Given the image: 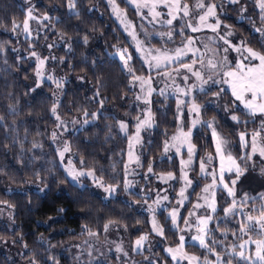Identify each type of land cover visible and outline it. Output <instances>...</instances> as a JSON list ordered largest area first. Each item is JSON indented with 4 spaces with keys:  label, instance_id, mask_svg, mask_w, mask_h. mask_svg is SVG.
I'll return each mask as SVG.
<instances>
[{
    "label": "trees",
    "instance_id": "1",
    "mask_svg": "<svg viewBox=\"0 0 264 264\" xmlns=\"http://www.w3.org/2000/svg\"><path fill=\"white\" fill-rule=\"evenodd\" d=\"M116 1L133 13L124 0ZM67 3L68 0H38L34 5V15L42 17L47 14L49 17L40 25L45 41L56 42L51 47L55 59H50V63L55 62L53 66L61 69L63 76L83 77V84L71 79L60 88L57 114L65 121L74 117L93 120L87 127L69 129L63 140L70 148L77 167L94 169L96 178L102 180L104 186H121L127 137L134 130L139 108L133 101L132 75L123 62L110 54L117 49H127L128 55L132 56L129 66L135 75L147 76L149 73L110 16L104 0H76L74 10H69ZM25 18L22 0H0V47L3 48L0 52V117H3L0 120V207L10 213L8 225L0 222V243H11L18 251L16 261H10L0 251V264H21L33 260L36 264H71L65 252H52L55 243L61 240L79 243L90 237L89 230L102 240L106 234L104 224L109 220L116 221L125 236L132 240L143 233L150 234L148 217L129 200L137 198L136 194L128 193L123 197L118 192L104 198L93 193L88 186L79 187L64 174L51 139L56 127L50 111L55 103L52 97L54 84L43 81L37 88L32 84L36 66L29 55L34 51L32 45L36 50L40 47L33 39L24 37ZM13 20L21 26L16 33L11 31ZM224 20L249 47L258 51L264 48V32H253L244 21ZM97 90L98 97L95 96ZM101 99L104 100L103 107L99 102ZM227 103L230 104V100ZM85 110L87 116L84 115ZM150 111L154 127L143 137L141 169L151 165L153 174L172 172L176 190L179 184L178 160L175 156H163L165 140L176 130L174 101L154 96ZM92 113L97 114L95 118ZM207 114L218 118L222 133L255 129L254 122L249 121L243 126L234 125L230 131L228 127L231 125L223 121L217 111L209 109ZM119 119L127 124L125 134L121 133ZM192 142L198 154L212 151L205 127L194 132ZM34 144L38 147L34 148ZM196 191L197 186L193 192ZM192 199L193 195L186 207ZM258 202L264 204L260 198L255 200ZM215 219L210 226L208 242L221 254L229 249V244L236 247V243L245 236L238 231L242 217H225L219 211ZM158 220L164 229V243L175 244L177 232L164 211L158 214ZM187 249L200 252L189 244ZM224 256L223 261L243 264L235 257Z\"/></svg>",
    "mask_w": 264,
    "mask_h": 264
},
{
    "label": "rangeland",
    "instance_id": "2",
    "mask_svg": "<svg viewBox=\"0 0 264 264\" xmlns=\"http://www.w3.org/2000/svg\"><path fill=\"white\" fill-rule=\"evenodd\" d=\"M38 0H22L23 4L25 5V11L26 16L29 8L33 9V16H35L37 19L31 20L29 22L30 24V30L31 35L28 36L24 33V37L28 39H33L38 44V50L35 49L34 45H32V49H34L33 52H36L41 58L43 57H52L53 53L51 50L52 46H55L56 42L48 43L45 41V36L42 34V27L40 26L42 21H44L43 17H38L34 15V5ZM110 16L114 19L117 26L121 29V31L124 33V35L127 38V41L130 45V47L134 50L135 54L140 58L141 63L145 67V69L148 71L147 76H142L145 79H147L149 76L152 77V84L151 87L155 89V91L151 94L150 97L147 96V89L148 85H144V91H141L140 82L134 81L132 77V89H133V101L135 105L139 108V117L144 118L145 112H147L150 109V104L144 103V99H150L154 96H157L158 98L168 97L173 99L174 101V111H175V120H176V130L175 132L168 137L165 141H168L171 145L172 140L171 138L177 134L178 126H182L184 131L187 132L189 129H191V138L190 142H192V137L194 132L197 129H201L203 127L206 128L207 134L209 135L211 139V146L212 151L211 152H205L202 154H198V151L195 147V155L192 158V163L187 168H185V171L188 172L189 179L192 180V184L185 187L186 182L181 179V160H188V151H187V145H184V147L181 148L180 153L178 154L175 147H170L168 152H165L163 149V156L170 158L171 156H175L178 160L179 165V175H178V181L179 184L174 190V182L175 179L167 180V182H164L161 180V176H166L167 173H160V174H153L152 172L148 171V168L142 170L141 169V159H140V151L141 146L143 143V137L145 134L151 131V129L154 127V121L152 117V127H145L141 129L140 132V140L139 143L133 142L132 151L134 155L139 157V164L133 162L129 165L128 174H127V180L132 182L133 188L131 189V192L137 193V198H130L129 200L132 202V204L135 206V208L139 211H143L147 214L148 217V223H149V229L150 234L143 233L141 235H147V240L144 243V248L140 251H133L134 243L137 238L135 239H129L125 236V233L123 229L114 224L110 226L109 230L106 232L104 238L102 240H98L95 236L87 237L85 240L79 242V243H67L64 241H59L58 243H55L54 247L51 249L53 253L58 254V252H65L67 258L71 261V264H97V263H103V264H149L148 260H145V257H148L149 260L155 261L156 264H172L171 256L164 251L167 247H177L180 243L179 237L180 235L185 236L186 238V245H185V251L191 255L199 256L201 257V264H203V257L207 256L210 261H215L216 257L212 255L210 252H208L206 249L200 247L198 241H192L191 237L193 235H197V228L199 227L197 220L199 217L212 215L213 219L209 222L208 229L210 231V226L212 221L216 220L215 216L219 211L224 214V208L228 207L233 200V197H230L228 195L227 190L223 187V185H217L215 188V194L213 197V192L210 189L208 193H204L203 189L206 185H210L212 183L213 177L210 175H204L200 171V162L202 159H207L209 155H211L212 160L211 163L207 164V170L209 172L215 170L216 171V178L217 181L219 180V169L221 166V162L219 157L216 155V149H215V141L213 138V129L209 128L207 126L208 121L213 122V127L216 129L217 133H219L226 141V155L231 154L237 161V164H239L242 168L246 167L247 170L244 172V174L240 177L238 180L236 186H235V199L237 203V211H240V208L243 207L241 205V200L244 197L245 193H247L248 197L250 198H260L261 194H264V174H261V169L264 168V159H262L259 155V152L257 151L255 154L252 155L251 160H242L241 157H244L246 153H251V134L254 130H258L261 128V121L264 120V116H251L247 109L244 108L242 104H240L239 101H235L234 97L231 95L230 89L227 88V85H212L209 83L208 85H205V89L211 88V91H208L207 94L205 92L199 91V89H196L194 92L196 101L202 105L201 115H200V121L201 123L196 124L194 127L192 125V119L194 117L188 115V108L187 106H181V111L183 112V116L178 120V116H180V112L177 111V99H191V97H183L178 92H176V85H180L181 87H184V82L181 78V76L176 75L173 73V75L176 77L175 83H173L172 79H165L163 76H158L156 72L148 67V65L145 63V60H150L151 56L149 53H152L154 49H161V50H168V51H174L177 47H182V42H186L188 37H192L195 39L196 43L193 45V47L199 48L200 52L197 54L198 56H204L205 57V64L207 63L208 58H216V59H222L224 53L221 51L223 47H227V45L223 44V41L220 40V35H223L227 31H232L233 35L231 37H228V39L232 40L233 43H239V41L243 40L245 41L241 36H239L236 31L227 23L224 19L226 18H233L235 21H244L246 24H248L252 31L255 33H263L260 31H256L257 28H264V21L261 20L262 11L260 7L258 6V0H237L236 3H232L231 0H217L214 4H216L218 7L216 9L217 12V18L221 21V27L218 29V32H212L208 28H202L201 31L198 32H192L190 28H188L186 25L191 22L193 24H198V17L199 15L203 14L206 9L200 10L196 9L194 6L197 3V0H181L182 3H188L190 6H192V14L190 17H184L183 19H176L173 20L172 25H168L164 21L167 19H170L171 16L168 14V9L163 7L162 5L157 8V11L161 12V16L153 19L151 15L148 14V9H140L141 14H137V9L134 4L128 3L127 0H124L129 8L133 11V13H129L125 8L121 7L119 3L115 0L116 4L119 6V8L122 10V15L120 18L117 17V14H115L112 10V5L109 3V0H104ZM206 4H213L210 0H205ZM174 15L183 16V13H175ZM209 23H214V18H210ZM224 25H227L228 27L225 28ZM183 28L184 35H179V32ZM173 32V36L171 39L168 38L166 33L169 31ZM134 32L136 36V40L133 39V36L130 34ZM165 35H161V34ZM137 40L140 41V47L141 51H137ZM51 45V47H49ZM207 45V48L204 46ZM248 46V45H247ZM249 47V46H248ZM42 50L40 52L39 50ZM118 50V49H117ZM117 50H115L110 55L116 57L118 60L123 62L120 59V56L117 54ZM123 50V49H120ZM40 53L44 54L43 56L40 55ZM217 53V55L214 57L213 54ZM154 54V53H153ZM126 56L128 53L125 54ZM238 53L234 51H229L228 56L230 60H235ZM31 58V61L35 63V66L37 68L38 61L35 57H33L31 54L29 55ZM190 56L184 57L185 62H190ZM48 59L44 66V74L52 75L55 80L63 79V84L71 79H74L79 84H83V79H80L81 77H71V76H63L61 69L56 68L55 62L50 63ZM49 63V65H46ZM50 67V69H48ZM197 68H200V65H196ZM205 72L206 77L210 70L207 68L201 69ZM205 77V78H206ZM43 81L50 82L54 84V90L52 92V97L55 100V103H57L59 98V90L60 88L56 87V84L52 80L44 79ZM37 82L38 78L36 76V70L32 78V84L34 88H37ZM192 83H199L195 80V77H192L189 80V84ZM220 87H224L226 89L225 93H222L219 98L214 97L213 93L218 91ZM161 90H163V94H161ZM140 95L142 97L141 100L137 99V96ZM228 100H230V104H228ZM227 106V111L225 110V107ZM209 109L217 111V113L220 114L223 121L227 122L231 126L228 127L230 131L234 129V125L238 124L243 126L245 122H254L255 129L253 130H244L240 129V131H237L236 133L229 132V133H222L220 130V125L218 122V118L216 116H212L211 114L208 115L207 112ZM238 111H241L238 112ZM232 115H236L238 117V121H233L231 119ZM55 118V116H54ZM56 120V118H55ZM83 117H74L71 120H56V127L52 131L57 133V138L55 140L52 139V142L54 144L57 158L60 167L64 171V174L71 180L73 183L79 185V187L88 186L90 190L98 194L104 198H109L112 196H115V193L120 192L123 197H126V195L129 192L125 191L124 182H125V171H124V179L121 186H118L117 191L109 195L108 192L104 190V187L98 186L91 177L83 176L79 178V183L74 182L71 177L68 175L66 171V167H68V161H72V166H74L77 170H84L87 171L89 168H80L77 167L74 162L72 155L69 152L64 153V159L61 160V157L59 156V151H62L65 144H67L63 138L65 133L71 129V130H77L84 127H87L92 123L93 120H88L89 123L85 124ZM75 121V123H74ZM119 121L125 122L123 119H119ZM62 122V123H61ZM138 121L135 122L134 130L132 131L131 135L129 137L135 136L136 133V125ZM184 124H187V127H184ZM59 125V126H58ZM119 125V123H118ZM120 128V126H119ZM121 130V129H120ZM244 132L247 138V146L242 145L240 140V133ZM121 133L125 134L126 132ZM262 136H264V133H262ZM129 137H127L126 142V160L125 164L128 163V153H129ZM258 143H264V140L258 141ZM194 145V144H193ZM179 146V145H178ZM165 147V145H164ZM230 166V163L225 160V168L227 169ZM169 173V172H168ZM172 173V172H171ZM174 175V174H173ZM175 177V175H174ZM231 179H235V171L229 173L225 171V183H228L229 186H231ZM197 186V191L194 193L193 190ZM107 187V186H105ZM181 188H185V196L187 199L183 200V204L181 205L179 202L182 200L181 196L179 195ZM193 195L192 201L189 203V206H187L188 201L190 197ZM167 196V200H162V197ZM206 197V199L201 198ZM213 198L215 199L216 203V212H212L211 209L207 206L208 203H211ZM157 199H161V204L157 206L155 204V201ZM251 201V200H250ZM249 201V202H250ZM201 204L202 207L198 209H194L195 204ZM152 206V208L155 209V212L149 210V206ZM260 203H255L256 211H252V203H249L248 206L243 207V213L245 215L249 214L250 211L253 215L259 214V208ZM173 209L178 210L179 217L177 220V225L174 226L172 224V220L169 216L170 211ZM251 209V210H250ZM164 211V215L166 218L169 219L171 227L176 230L177 232V239L175 244L169 245L165 244L163 241V237L157 235L152 230V221L153 216L155 217L156 222L158 225L161 226L159 220H158V214ZM190 212H195V215H189ZM184 213V214H183ZM183 214V215H182ZM232 216V215H229ZM239 217V215H237ZM184 219L188 220V223L185 224ZM0 222L5 223L6 225L10 222V213L9 211L4 208L0 207ZM227 231V230H223ZM259 231V229H257ZM253 233V234H252ZM140 235V236H141ZM251 236L253 239L258 238L257 232H250L249 234L245 235L241 241L236 243V250L240 251L239 245L243 243L244 241L248 240V237ZM209 239V236H208ZM187 244L190 246L197 247L200 252H195L193 250L187 249ZM120 245L123 249V252H127L128 255L125 256L123 252H116V246ZM234 244H229V249H227L225 252L221 253L222 261L225 257L224 255H228L229 258H236L238 261L242 262L243 264H246L244 260H241L238 256L232 254V248ZM214 248V247H213ZM246 256L253 255L255 252V245L254 244H247L245 248L243 249ZM0 251L3 252L10 261H16V255L18 254V251L13 248V245L11 243L1 242L0 243ZM163 254V256L161 255ZM164 257V258H163ZM21 264H31V262H24ZM181 264H187V261H182Z\"/></svg>",
    "mask_w": 264,
    "mask_h": 264
},
{
    "label": "snow or ice",
    "instance_id": "3",
    "mask_svg": "<svg viewBox=\"0 0 264 264\" xmlns=\"http://www.w3.org/2000/svg\"><path fill=\"white\" fill-rule=\"evenodd\" d=\"M128 3L134 4L137 9V14L140 13V9H148V14L153 17V19L160 17L162 14L161 12L157 11V8L161 5L168 9V14L171 16L170 19H167L164 21L168 25L173 24V20L176 19H183L184 17H190L192 14V6H190L188 3H182L181 0H127ZM232 3H236L237 0H231ZM109 3L112 5V10L115 14H117V17L120 18L122 15V10L119 8V6L116 4L115 0H109ZM67 6L69 10H74L77 7L76 0H68ZM258 6L260 7L262 11L261 20L264 21V0H258ZM196 9H206V11L203 12V14L199 15L198 17V24H193L189 22L186 26L191 29L192 32H198L201 31L202 28H208L212 32H218V29L221 27V21L219 18H217V5L216 4H206L205 0H197V3L194 6ZM175 13H183V16L174 15ZM33 9L29 8L27 12V16L23 21V33L30 36L31 30H30V24L29 22L31 20L37 19L35 16H33ZM214 18V23H209V19ZM44 20H48L49 17L47 14L43 17ZM21 26L18 24L15 20L12 21V27L11 31L13 33L17 32V29H19ZM225 28H227V25H224ZM256 31L264 32V28H257ZM133 36V39L136 40L135 33H130ZM165 35V34H161ZM169 39L172 38L173 32L170 30L168 33H166ZM179 35L183 36V28H181ZM233 35L232 31H227L223 35H220V40L223 41L224 45H227V47H223L221 51L224 53L222 59H216V58H208L207 63L205 64V57L204 56H198L197 54L200 52L199 48L193 47V45L196 43L195 39L192 37H188L186 42H182V47H177L174 51H168V50H161V49H154L152 53H149L151 56L150 60H145V63L148 65V67L156 72L158 76H163L165 79H172L173 83H175L176 77L173 75L175 73L176 75L181 76L184 87H181L180 85H176V92H178L183 97H191V99H177V111L180 112V116H178V120L183 116V112L181 111V106H187L188 108V115L194 117L192 119V125L193 127L201 123L200 121V115L202 110V105L199 104L196 101L194 92L196 89H199L201 92H205L207 94L208 91H211V88L205 89V85H208L211 83L212 85H227V88L230 89L232 97H234L235 101H239L240 104L244 106L245 109L248 110L249 114L251 116H264V48L261 50H254L251 47L247 46L246 41H239V43H233L232 40L228 39V37H231ZM87 36L84 37L85 43H87ZM137 51H141L140 41L137 40ZM51 47V45L49 46ZM207 48V45L204 46ZM69 51L71 50L70 45H68ZM234 51L238 53L235 60H230L228 53L229 51ZM3 51V48L0 47V52ZM127 53V49L117 50V54L120 56V59L124 63V67L126 70L132 75L134 81L140 82L141 91H144V85H148L147 89V96L150 97L151 94L155 91L154 88L151 87L152 84V77L149 76L147 79H145L142 76H136L134 70L132 67L129 66V61L132 59L131 55H125ZM154 53V54H153ZM190 56V62H185L184 57ZM31 55L36 58L38 61L37 68H36V76L38 78L37 87L40 86V84L43 82L44 79L52 80L55 82L57 88L63 87V79L55 80L52 75L45 76L44 74V66L48 59H55V57H43L41 58L36 52H32ZM217 53H214L213 56L215 57ZM61 62L63 63V59L61 58ZM199 64L200 68H197L196 65ZM207 68L210 70L207 74L201 69ZM195 77V80L199 83H192L189 84V80ZM206 77V78H205ZM80 79H83L81 77ZM34 91V89H33ZM226 89L224 87H220L218 91L213 93L214 97L219 98L222 93H225ZM161 94H163V90H161ZM95 96H99V90L95 93ZM138 100H141L142 97L140 95L137 96ZM101 107H103L104 100L101 99L100 101ZM144 103L150 104V99H144ZM57 107L58 103H53L50 111L53 116H55L57 121H60V116L57 114ZM225 110L227 111V106L225 107ZM85 116L88 115V112L85 110L84 113ZM96 113H92L93 118L96 117ZM138 123L136 125V133L135 136L129 137V153H128V163L125 164V182L124 187L125 191L129 192L130 194H137L131 192V189L133 188L132 182L127 180V174L129 165L133 162L139 164V157L134 155L132 151L133 142L139 143L140 140V132L142 128L145 127H152V114L150 109L145 112L144 118L137 117L136 118ZM231 119L233 121H238V117L236 115H232ZM0 120H3V117H0ZM62 123V122H61ZM75 123V121H74ZM85 124L89 123V121L86 119L84 121ZM120 129L122 132L127 131V124L123 121H118ZM207 126L209 128L213 129V138L215 141V149H216V155L219 157L221 166L219 169V180L217 181V174L216 171L213 170L209 172L207 170V164L211 163L212 157L209 155L207 159H202L200 162V171L204 175H210L213 177L212 183L210 185H206L203 189L204 193H208L211 189L213 192V197L215 194V188L217 185H223V187L227 190L228 195L230 197H233L232 203L224 208V214L225 217H228L229 215L233 216H241L242 222L239 225L238 231L244 235H247L250 232H257L256 239H253L251 236L248 237V240L241 243L238 247L240 251L236 250V247L234 246L232 248V254L238 256L241 260H244L246 264H264V204L260 205L259 208V214L253 215L251 213L245 215L243 213V207L248 206L249 201H252V211H256L255 206V198L248 197L247 193H245L244 197L241 200V205L243 207L240 208V211H237V203H236V193H235V186L240 179V177L244 174V172L247 170L246 167L242 168L239 164H237L236 159L231 155H226V146L227 141L219 134L217 133L216 129L213 127V122L208 121L206 122ZM59 126V125H58ZM262 133H264V120L261 121V128L258 130H254L251 134V149L252 152L246 153L244 157H241L242 160H251L252 155L255 154L257 151L259 152V155L262 159H264V143H258L260 140H264V136H262ZM52 138L55 140L57 138V133H52ZM191 138V129H189L187 132L184 131L182 126H178L177 134L174 135L171 140V145L168 141H165V147L164 151L168 152L170 147H175L177 153L179 154L181 151V148L184 147V145H187V151H188V160H181V179H183L186 182L185 187L192 184V180L189 179L188 172L185 171V168H187L192 163V158L196 154L195 153V145L191 144L190 142ZM240 140L242 145L247 146V138L244 132L240 133ZM179 145V146H178ZM33 147H38V145L34 144ZM70 148L67 144H65L62 151H59V156L61 157V160L64 159V153L69 152ZM225 160H227L230 163V166L226 169L225 168ZM83 160H81V164L83 165ZM66 171L68 175L71 177V179L74 182L79 183V178L83 176H88L93 179V181L100 187H104V190L111 195L112 193L117 191L118 186L117 185H109L105 187L103 185L102 180H98L95 176V170L94 169H88L87 171L84 170H77L74 166H72V161H68V167H66ZM149 172H152L151 165L148 168ZM225 171L231 173L235 171V179H231V186H229L228 183H225ZM261 174H264V168L261 169ZM175 179L173 173L169 172L166 174V176H161V180L164 182H167V180ZM179 195L181 196L182 200L179 202L181 205L183 204V200L187 199L185 196V188H181ZM206 199V197H201ZM168 197L164 196L162 197V200H167ZM260 199L264 200V194L260 195ZM6 203V202H2ZM155 204L159 206L161 204V199H157L155 201ZM207 206L211 209V211L214 213L216 212V203L215 199L213 198L211 203H208ZM194 209H198L202 207L201 204L197 203L194 206ZM149 210L153 213L155 212V209L152 208V206H149ZM195 212H190L189 215H195ZM169 216L172 220V224L174 226L177 225V220L179 217L178 210L173 209L170 211ZM213 219L212 215H207L203 217H199L197 220V223L199 227L197 228V235H193L191 237L192 241H198L200 247L206 249L208 252H210L212 255L216 257L215 261H210L207 256L203 257V264H232L231 260L228 261H222L221 254H219L215 248L211 247L208 242V236H209V229L208 225L209 222ZM185 224L188 223L187 219H184ZM116 221L109 220L104 224V231L107 232L110 228V226L116 224ZM86 227V226H85ZM259 229V231H257ZM152 230L157 235L164 237V229L162 226L158 225V223L155 220V217L153 216L152 221ZM89 236H96L97 233L88 231ZM235 235V232L233 233ZM147 235H141L139 236L133 247V251H140L144 248V243L147 240ZM180 243L177 247H167L164 249L165 252H167L171 256L172 264H181L182 261H187V264H201V257L191 255L185 251V245L187 243L185 236L180 235L179 237ZM215 243V241H213ZM254 244L255 245V252L253 255L246 256L244 253V248L247 244ZM27 247V245H25ZM116 252H123V249L120 245L116 246ZM125 256L128 255L127 252H123ZM51 259V257H50ZM145 260H148L149 264H156L155 261L149 260L148 257H145ZM31 264H36V261L33 260Z\"/></svg>",
    "mask_w": 264,
    "mask_h": 264
}]
</instances>
